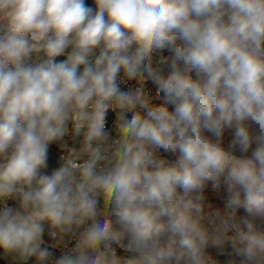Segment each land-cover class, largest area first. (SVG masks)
<instances>
[{"label": "clouds", "instance_id": "1", "mask_svg": "<svg viewBox=\"0 0 264 264\" xmlns=\"http://www.w3.org/2000/svg\"><path fill=\"white\" fill-rule=\"evenodd\" d=\"M94 4L0 0V260L264 264V0Z\"/></svg>", "mask_w": 264, "mask_h": 264}, {"label": "trees", "instance_id": "2", "mask_svg": "<svg viewBox=\"0 0 264 264\" xmlns=\"http://www.w3.org/2000/svg\"><path fill=\"white\" fill-rule=\"evenodd\" d=\"M85 3H86L88 6L92 7L93 9H95L94 0H85ZM164 50H165V49H164ZM165 52H169L168 55H166L165 57L171 55V51H170L169 49H168V50L166 49ZM55 59H56V61H61V60H63V59H66V56H58V57H56ZM152 103H154V104H156V103H162V100H155V101H152ZM171 107H172V106L169 105V108H171ZM113 114H114V112H112V111H108V112L106 113V120H107L108 122L112 119ZM225 143H226V144L228 143V138H226ZM61 151H62V150L59 148V145H57V144H55V143H53V144H51V145L49 146V157H48L49 168H48L46 171H50L51 168H53V167H55V166L58 165V163L60 162V153H61ZM14 203H15V202L12 201V200H9V201H8V205H9V206H12ZM204 203H205V208H206V207L208 208V207H210V206H212V205L215 204V202H213V200H209L208 202H205V201H204ZM239 211H240V213L243 212L242 209L239 210ZM209 251H210V252H214L213 249H210Z\"/></svg>", "mask_w": 264, "mask_h": 264}, {"label": "built area", "instance_id": "3", "mask_svg": "<svg viewBox=\"0 0 264 264\" xmlns=\"http://www.w3.org/2000/svg\"><path fill=\"white\" fill-rule=\"evenodd\" d=\"M162 51L159 49V50H156L155 52H154V56L157 58V59H159L160 57H165L166 55H168V53L169 52H163V53H161ZM139 75V74H138ZM121 88L122 89H124V90H126V86L125 85H121ZM109 111H112V112H114V114H113V117H112V119L108 122L107 120H106V127H110L111 125H112V123L115 121V119H116V112L115 111H113V110H109ZM58 166V165H57ZM56 167V166H55ZM209 200H213V202H215V204L214 205H212V206H210V207H206L205 208V210L206 211H215L216 209H218V208H223V206H224V201L220 198V197H217V196H215V195H210V198L208 199V198H205V202H208ZM242 214V213H241ZM114 247H115V250H116V252H117V255H120V256H126V255H122L123 253L125 254V250H123L121 247H119L118 245H113ZM53 251V255H54V257L55 258H58L59 257V255L61 254V250L60 249H53L52 250ZM126 252H128V251H126ZM212 254L215 256L216 254H215V251L214 252H212ZM217 258H219V259H224L225 258V256L223 255V254H221L219 257H217ZM0 264H4V263H1L0 262Z\"/></svg>", "mask_w": 264, "mask_h": 264}, {"label": "rangeland", "instance_id": "4", "mask_svg": "<svg viewBox=\"0 0 264 264\" xmlns=\"http://www.w3.org/2000/svg\"><path fill=\"white\" fill-rule=\"evenodd\" d=\"M164 49H165V50H164ZM164 49H160V50L162 51L161 53L165 52L167 48H164ZM167 50H168V49H167ZM150 87H151V89L154 90V85H151ZM150 87H149V88H150ZM159 99H160V98H154L152 101L159 100ZM206 198L209 199V198H210V195H208ZM123 250H124V249H123ZM132 254H133V253H131V252H129V251H128V252L125 251V254L123 253L122 255H126V256H124V257H127V256L132 255Z\"/></svg>", "mask_w": 264, "mask_h": 264}, {"label": "crops", "instance_id": "5", "mask_svg": "<svg viewBox=\"0 0 264 264\" xmlns=\"http://www.w3.org/2000/svg\"><path fill=\"white\" fill-rule=\"evenodd\" d=\"M151 85H152V84H151V82H150V81H148V82H147V86H148V87H150ZM150 88H151V87H150ZM159 100H161V99H159ZM110 110H111V109H110ZM60 154H61V153H60ZM0 262H1V263H4V261H3V260H0Z\"/></svg>", "mask_w": 264, "mask_h": 264}]
</instances>
